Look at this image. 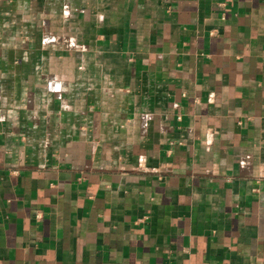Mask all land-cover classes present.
Wrapping results in <instances>:
<instances>
[{
	"label": "crops",
	"instance_id": "obj_1",
	"mask_svg": "<svg viewBox=\"0 0 264 264\" xmlns=\"http://www.w3.org/2000/svg\"><path fill=\"white\" fill-rule=\"evenodd\" d=\"M0 264H264V0H0Z\"/></svg>",
	"mask_w": 264,
	"mask_h": 264
},
{
	"label": "built area",
	"instance_id": "obj_2",
	"mask_svg": "<svg viewBox=\"0 0 264 264\" xmlns=\"http://www.w3.org/2000/svg\"><path fill=\"white\" fill-rule=\"evenodd\" d=\"M179 119H180V117H179Z\"/></svg>",
	"mask_w": 264,
	"mask_h": 264
}]
</instances>
